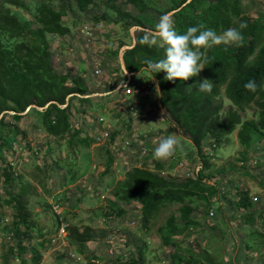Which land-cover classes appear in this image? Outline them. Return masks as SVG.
I'll return each instance as SVG.
<instances>
[{"label":"rangeland","instance_id":"rangeland-1","mask_svg":"<svg viewBox=\"0 0 264 264\" xmlns=\"http://www.w3.org/2000/svg\"><path fill=\"white\" fill-rule=\"evenodd\" d=\"M21 1L22 7L9 6L10 9L23 19H31L41 0ZM47 1L54 8L66 10L62 20L69 27L65 35L46 36L55 70L80 75L90 94L112 89L108 91L112 95L108 100L100 98L101 108L79 112L77 103L78 109H73V128L81 127L82 135L95 137L87 148L78 142L69 143V135L55 138L46 134L38 126L39 117L31 111L19 120L6 116V124L17 127L18 132L12 135V146L4 149L3 154L5 161L12 165L15 177L30 187L28 209L36 218L31 231L36 238L23 237L21 245L25 249L18 250L17 237L10 227L13 209L9 204L2 205L0 264L2 253L9 246H14L16 252L10 264H133L131 260L137 257L141 247L143 264H171L172 250L161 243L157 228L171 213L181 223L179 204L159 208L147 227L142 225L137 202L124 204L120 215L108 204V199H112L109 195L112 185L134 165L153 169L154 163L161 161L163 173L174 181L192 176L200 166L194 151L164 120L162 109L155 104L154 87L148 78L144 73L142 76L135 74L131 84L126 83L118 56L113 54L119 41L129 43L132 23L131 20L118 21L111 6L132 15H137L138 11L124 0H93L84 11L77 9L74 0ZM144 1L152 9L155 27L157 11L179 0ZM256 3L252 11L264 13V0H256ZM250 14L255 15L251 11ZM121 84L124 85L119 86ZM218 100L222 104L221 115L227 109H236L222 89ZM239 113L242 120H257L260 115L254 105ZM238 127L222 138L220 146L208 144L205 147L207 160L212 163V168L206 172L213 173L212 180L220 185V201L224 207L217 209L218 203L212 202L214 197L187 199L186 203L194 207L192 215L197 224L181 230L177 238L182 240V247L190 248L198 258L207 251L220 257L223 264H228L232 258L243 264H264V138L251 144L245 161H237L243 151L237 138ZM167 136H174L182 147L170 159L157 160L153 157L154 148ZM5 163L0 161V197L3 200L7 199L8 191H17L16 183L8 190L2 180L1 168ZM229 165L234 172L229 170ZM229 184L232 191L228 189ZM234 187L246 189L252 202H256L257 212H260H256L252 223H246L244 211L230 203L235 197ZM207 201L212 205L208 206ZM210 208L213 209L211 216L208 215ZM60 218L64 219V224L69 222L80 228L89 226L93 240L80 245L72 242L67 231L65 236L58 232ZM247 242L252 248L245 247ZM110 248L115 253L130 251L131 254L125 260L113 258L108 252ZM34 254H40L38 262L34 261ZM91 258L95 259L91 262Z\"/></svg>","mask_w":264,"mask_h":264},{"label":"trees","instance_id":"trees-1","mask_svg":"<svg viewBox=\"0 0 264 264\" xmlns=\"http://www.w3.org/2000/svg\"><path fill=\"white\" fill-rule=\"evenodd\" d=\"M74 2L78 10L84 11L93 0ZM124 2L132 5L138 14L132 15L112 5L111 8L119 17L118 21L131 20V25L143 27L134 30L135 42L123 52L125 67L132 73L128 84H131L135 74L144 73V77L148 78L150 85L154 87L155 104L162 109L164 120L176 128L182 142L188 144L194 151L200 166L192 176L182 181H174L163 173L164 165L161 161H156L153 169L134 165L125 171L122 179L114 182L109 191L112 199H108V204L112 211L116 209V215H120L123 212L122 205L137 202L144 227H147L148 221L159 208L171 203L179 204L178 214L181 223L179 224L176 215L171 213L157 228L161 243L172 250L171 264H223L220 257L207 251H203L204 255L198 258L190 248L182 247V240L177 236L181 230L197 224L192 215L194 207L186 203L187 199L196 197L208 200L214 197L212 202L218 203L217 209L224 207L220 201L222 198L220 185L216 180H212L213 173L206 172V169L212 168V163L207 160L205 147L208 144L220 146L222 138L231 134L238 125L237 138L243 146V151L241 157L236 160L245 161L247 149L251 144L264 138V13L252 11L257 4L256 0H179L157 11L158 22L162 15L179 7L169 16L180 34H184L188 27L203 25L201 30L212 29L218 35L229 28H236L243 36L240 46L222 43L212 48L201 49L203 57L208 62L203 65L205 68L199 76L187 81L177 79L172 82L164 79L166 73H154L147 68L149 61L157 62L165 57L163 48L150 47L142 42L146 36L150 38L151 34L145 28L155 30L151 17L152 9L144 0ZM9 6L22 7L23 2L0 0V161L6 162L3 150L11 148L12 135L18 132L17 127L6 124V116L19 120L28 115L29 111L39 117L38 126L46 134L55 138L69 135V143L78 142L87 148L94 142L95 137L82 135L81 127L73 128L71 121L73 109H78L77 103L80 105L79 112H85L88 108H101L103 102L100 98L108 100L112 94L109 92L102 97H81L73 94L66 100L69 93L90 94L88 85L80 75L57 72L53 66L46 36L65 35L69 32V27L62 20L66 10L54 8L47 0H41L36 4L31 19H23ZM250 11L255 15L250 14ZM140 14L143 18L139 16ZM241 23H245L247 27L241 29ZM131 43V39L129 43L119 41L113 54L116 56L120 46ZM204 79L211 80L213 87L210 92L199 89V83ZM250 80L257 84L255 92L244 87ZM157 85L159 92L156 91ZM221 89L236 108L227 109L222 115L220 114L222 104L218 100ZM110 90L112 89L105 92ZM52 100L55 103L51 102L45 106ZM30 104L42 109L31 106L24 112ZM63 104L65 105L61 106ZM250 105L258 108L259 118L242 120L239 111H244ZM229 166V170L234 172L232 165ZM106 168L108 169V166ZM219 171L223 173L221 168ZM1 176L8 190L13 183L17 186L14 193L7 192L6 200L0 197V208L5 204L11 205L13 212L10 227L17 237L16 246L18 250L25 249L21 245L22 238L25 237L27 240L36 238V235L31 233L36 218L28 209L27 197L30 187L15 177L10 162H6L1 168ZM228 189L232 191L231 184L228 185ZM233 190L236 193L234 199H230V203L236 209L244 211L246 223H252L258 210L256 202H252L246 189L234 187ZM207 205L212 204L207 201ZM59 224L58 219V226ZM66 231L70 240L78 245L93 240L92 229L89 226L80 228L67 222ZM245 247L252 248L248 242ZM14 250V246H9L2 253L1 264H10L12 256L14 257L16 253ZM142 250V247L138 248L137 259L131 260L133 264H143ZM39 259L40 254H34V261L38 262ZM94 259L91 258L89 261L92 262ZM228 264L243 263L232 258Z\"/></svg>","mask_w":264,"mask_h":264},{"label":"clouds","instance_id":"clouds-1","mask_svg":"<svg viewBox=\"0 0 264 264\" xmlns=\"http://www.w3.org/2000/svg\"><path fill=\"white\" fill-rule=\"evenodd\" d=\"M245 23L240 24V28H246ZM199 27H188L184 34L177 32L173 19L165 14L162 15L155 25V30L146 36L143 43L151 46L163 48L165 57L157 62L149 61L147 68L154 73H166L164 79L174 82L179 79L187 81L197 77L205 68L203 65L208 61L203 57L201 49L212 48L220 44L242 45L243 36L236 28H229L222 34H217L215 30ZM213 85L211 80L204 79L199 83L201 91L210 92ZM245 89L255 92L257 84L250 80L244 85ZM156 91L159 92L158 85ZM182 147L174 136L162 138L154 148L153 157L157 160H167L173 157L177 150Z\"/></svg>","mask_w":264,"mask_h":264},{"label":"water","instance_id":"water-1","mask_svg":"<svg viewBox=\"0 0 264 264\" xmlns=\"http://www.w3.org/2000/svg\"><path fill=\"white\" fill-rule=\"evenodd\" d=\"M187 1H188V0H187ZM183 4H184V3H183ZM183 4H182V5H183ZM178 8H179V7H178ZM178 8H176V9H172V10L168 11V12L165 13V14L170 15L171 13H173L174 11H176ZM136 28H140V29H141V28H143V27H141V26H137V25H132V26L129 28V33H130V37H131V41H132L131 45H122V46L119 47L118 52H117V56H118V60H119V66H120V69H121L123 75L126 77V81H125L126 83L129 82L132 73L129 72V71L126 69V67H125L124 60H123V52H124L125 49L132 47V45L134 44V42H135V38H134V30H135ZM145 30H146V31H149V32H151V33L154 32V30H151V29H148V28H145ZM126 83H124V84H126ZM124 84H121V85H119V86H122V85H124ZM119 86H118V87H119ZM118 87H117V88H118ZM106 93H108V92H104V93H91V94H85V95H80V94H78V93H69V94L66 96V100L68 99L69 96H71V95H73V94L78 95V96H81V97H87V96H92V95H105ZM51 102H54V103H55V101L52 100V101H49L48 103H46L45 106H46L47 104L51 103ZM64 105H65V104H63V105H61V106H64ZM31 106L34 107L35 105H34V104H30L26 109H28V108L31 107ZM35 107H36L37 109H42V107H39V106H35ZM3 112H6V111H3ZM3 112H2V113H3ZM8 112H9V113H14L13 111H8ZM24 112H25V111H24ZM24 112H23V113H24ZM0 116H1V114H0Z\"/></svg>","mask_w":264,"mask_h":264},{"label":"built area","instance_id":"built-area-1","mask_svg":"<svg viewBox=\"0 0 264 264\" xmlns=\"http://www.w3.org/2000/svg\"><path fill=\"white\" fill-rule=\"evenodd\" d=\"M98 71V70H97ZM208 214L209 215H212L213 214V210L212 209H210L209 210V212H208ZM60 224H59V226H58V232L60 233V234H62L63 236H65L66 235V224H64L63 222V219L62 218H60ZM130 224H134V222H131ZM51 241H52V239H51ZM108 252H109V254H113L111 257H113V258H120L121 260H125V259H127L128 258V256H129V253H130V251H124V252H122V253H115V251H113L112 250V248H110V249H108ZM131 254V253H130ZM93 261V260H92Z\"/></svg>","mask_w":264,"mask_h":264},{"label":"crops","instance_id":"crops-1","mask_svg":"<svg viewBox=\"0 0 264 264\" xmlns=\"http://www.w3.org/2000/svg\"><path fill=\"white\" fill-rule=\"evenodd\" d=\"M175 128V127H174ZM176 129V128H175ZM123 206V205H122Z\"/></svg>","mask_w":264,"mask_h":264}]
</instances>
